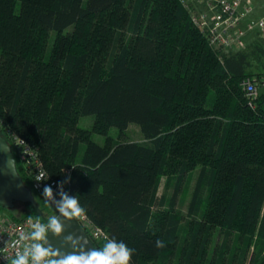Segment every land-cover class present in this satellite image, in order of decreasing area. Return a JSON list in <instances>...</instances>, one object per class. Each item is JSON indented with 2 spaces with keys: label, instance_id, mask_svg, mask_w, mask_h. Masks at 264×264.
<instances>
[{
  "label": "trees",
  "instance_id": "16d2710c",
  "mask_svg": "<svg viewBox=\"0 0 264 264\" xmlns=\"http://www.w3.org/2000/svg\"><path fill=\"white\" fill-rule=\"evenodd\" d=\"M262 55L212 47L180 0H0V129L23 182L15 138L131 264H264V91L240 85Z\"/></svg>",
  "mask_w": 264,
  "mask_h": 264
},
{
  "label": "built area",
  "instance_id": "2783aa9c",
  "mask_svg": "<svg viewBox=\"0 0 264 264\" xmlns=\"http://www.w3.org/2000/svg\"><path fill=\"white\" fill-rule=\"evenodd\" d=\"M180 2L188 11L194 26L201 31L208 43L220 52L232 47H243V39L248 30L258 29L264 32V19H248L253 11L249 1L197 0L195 3L190 0H180ZM240 85L249 105L255 106V100L260 92L264 91V81L260 85L261 91L250 79L244 78ZM13 144L20 161L28 171L32 189L43 194L44 187L51 186L56 199L59 200L57 194L59 182L49 178L36 153L21 138L13 139ZM40 177L43 179H39ZM64 191L73 196L68 183L64 184ZM37 220L39 219L31 218L32 222ZM77 221L95 248L102 247L108 239H111L109 234L96 225L86 213ZM39 222L46 223L44 220ZM31 231L30 217L13 219L0 216V264H10L16 253L23 251L26 241H22L20 237Z\"/></svg>",
  "mask_w": 264,
  "mask_h": 264
},
{
  "label": "clouds",
  "instance_id": "9594fccd",
  "mask_svg": "<svg viewBox=\"0 0 264 264\" xmlns=\"http://www.w3.org/2000/svg\"><path fill=\"white\" fill-rule=\"evenodd\" d=\"M9 165L12 166V161H9ZM67 182L68 180H65L58 184L59 200L56 199L51 186L44 187L45 203L54 205L56 214L50 216L46 223L39 220L32 222L30 218L32 231L27 235H21L20 239L26 241L23 251H18L10 264H131L135 250L114 239H108L100 248L93 247L86 251L87 240L70 234L64 237V243L72 248V251L67 253L54 249L49 244L46 238L49 232L59 237L64 231L61 217L71 221L85 215L86 210L80 205L77 196H71L64 191V184ZM164 246L162 240L156 241L157 248Z\"/></svg>",
  "mask_w": 264,
  "mask_h": 264
},
{
  "label": "water",
  "instance_id": "95a60500",
  "mask_svg": "<svg viewBox=\"0 0 264 264\" xmlns=\"http://www.w3.org/2000/svg\"><path fill=\"white\" fill-rule=\"evenodd\" d=\"M5 148L7 150H5ZM12 161V166L9 165ZM16 201L28 202L37 209L38 215L42 217V212L37 208V203L34 200L32 192L22 180L16 168V160L13 154L11 144L3 137L0 129V205L4 208H13ZM51 207H54L52 205ZM61 222L64 226V231L61 236L57 237L51 232L47 234V240L54 249H59L61 252H71L70 245L64 243V237L67 235H74L87 240L85 250H91L94 245L88 238L85 231L81 228L78 221L73 219L71 221L64 220L61 217Z\"/></svg>",
  "mask_w": 264,
  "mask_h": 264
},
{
  "label": "rangeland",
  "instance_id": "374dc122",
  "mask_svg": "<svg viewBox=\"0 0 264 264\" xmlns=\"http://www.w3.org/2000/svg\"><path fill=\"white\" fill-rule=\"evenodd\" d=\"M190 1H193L195 3L197 2V0H190ZM246 1H249L252 4V6L254 7L253 0H246ZM259 15H261V14H259ZM248 19H256V20L264 19V15H261V17H257V18L252 17V15H251V18H248ZM254 39H259V40L260 39H264V32H262V31H260L258 29L248 30L246 32L245 36H244V39H243V47H232L228 51H238V50L245 49L246 47L248 48V43L250 44V42L253 41ZM262 66H264V65L260 64L259 61H256V62H253V67L251 68V71H253L254 73L260 72L262 74L261 78L257 77L256 75L245 77L246 79L253 80L255 82V84H256V86H257L259 91H261L260 85L264 81V69L261 68ZM93 120H94V115H87V116L81 117L80 120H79V126L82 127V128H85V129H90L92 124H93ZM110 132H111V134L115 135L117 133V128L112 127L110 129ZM92 137H93V139L96 142H102L103 141V136H101V135L93 134ZM124 138H125V140H130V141L131 140L132 141H140L142 139V136H141V133H140V131H139L137 126L130 125L127 128L126 132H125ZM15 154H17V152ZM197 173H198L197 169L192 172L191 178L185 184L184 189H183L182 193L180 194L179 202H178V208H179V210L182 213L186 212V207H187L188 201L190 199V194H191L192 189L194 187V183H195V179H196ZM26 186H28L30 188L31 187V183L27 182ZM31 189H32V187H31ZM32 191H33V189H32ZM159 191H160V193L166 191V189H165V179H162ZM34 200L36 201L37 205L41 204L38 201L39 199H38L37 196L34 197ZM30 205H32V204H30L28 202H20V201H16L14 207L10 208V209L4 208V207H2L0 205V216L3 217V218L17 217V218L20 219L23 216L25 217L26 214L31 213L33 208H31ZM54 214H56L55 211L44 209L43 210V214H42V218H44V220L47 222L48 218L50 216L54 215ZM26 218H28V217H26ZM13 219H15V218H13ZM220 239H221V237L218 238L217 242H219ZM253 249L254 248L252 247L251 250H253ZM245 264H249V257H248V260L245 261Z\"/></svg>",
  "mask_w": 264,
  "mask_h": 264
},
{
  "label": "crops",
  "instance_id": "0c3cea01",
  "mask_svg": "<svg viewBox=\"0 0 264 264\" xmlns=\"http://www.w3.org/2000/svg\"><path fill=\"white\" fill-rule=\"evenodd\" d=\"M253 4H254V7H253V12L251 13L252 17H261V15H264V0H253ZM261 14V15H259ZM251 15H249L248 18H251ZM259 15V16H258ZM259 41L260 44L264 47V39H254L253 41L250 42L251 43H255ZM249 45V43H248ZM259 62L260 64L264 65V55H262L259 59ZM262 69H264V66L261 67Z\"/></svg>",
  "mask_w": 264,
  "mask_h": 264
}]
</instances>
